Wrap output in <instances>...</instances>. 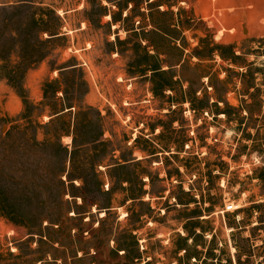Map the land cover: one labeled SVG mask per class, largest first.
<instances>
[{"label": "rangeland", "instance_id": "rangeland-1", "mask_svg": "<svg viewBox=\"0 0 264 264\" xmlns=\"http://www.w3.org/2000/svg\"><path fill=\"white\" fill-rule=\"evenodd\" d=\"M0 146V264H264V0H0Z\"/></svg>", "mask_w": 264, "mask_h": 264}, {"label": "built area", "instance_id": "built-area-1", "mask_svg": "<svg viewBox=\"0 0 264 264\" xmlns=\"http://www.w3.org/2000/svg\"><path fill=\"white\" fill-rule=\"evenodd\" d=\"M232 208H233L232 205H226V209H227V210H231Z\"/></svg>", "mask_w": 264, "mask_h": 264}, {"label": "trees", "instance_id": "trees-1", "mask_svg": "<svg viewBox=\"0 0 264 264\" xmlns=\"http://www.w3.org/2000/svg\"><path fill=\"white\" fill-rule=\"evenodd\" d=\"M60 33H57L56 35H59ZM1 147V146H0ZM2 150H4V149H2ZM67 156V155H66ZM66 156H65V159H66ZM0 166L2 167V163L0 162ZM63 172H65V170H63ZM62 172V173H63ZM243 223H244V221H243Z\"/></svg>", "mask_w": 264, "mask_h": 264}, {"label": "water", "instance_id": "water-1", "mask_svg": "<svg viewBox=\"0 0 264 264\" xmlns=\"http://www.w3.org/2000/svg\"><path fill=\"white\" fill-rule=\"evenodd\" d=\"M114 264H118V263H114ZM123 264H129V263H123Z\"/></svg>", "mask_w": 264, "mask_h": 264}]
</instances>
